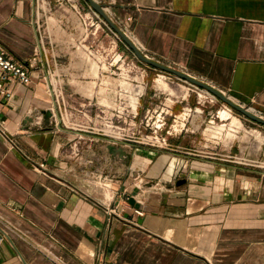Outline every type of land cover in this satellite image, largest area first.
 Returning a JSON list of instances; mask_svg holds the SVG:
<instances>
[{"label": "crops", "instance_id": "crops-1", "mask_svg": "<svg viewBox=\"0 0 264 264\" xmlns=\"http://www.w3.org/2000/svg\"><path fill=\"white\" fill-rule=\"evenodd\" d=\"M96 1L143 54L264 114V0ZM42 3L41 12L40 1L0 0V43L19 60L38 56L32 83L0 96L18 145L0 136V264H264V174L153 148L142 150L148 161L137 177H126L125 141L88 129L114 103L122 66L92 62L113 51L93 48L94 29L83 37L88 12ZM49 75L82 128L56 122Z\"/></svg>", "mask_w": 264, "mask_h": 264}, {"label": "rangeland", "instance_id": "rangeland-1", "mask_svg": "<svg viewBox=\"0 0 264 264\" xmlns=\"http://www.w3.org/2000/svg\"><path fill=\"white\" fill-rule=\"evenodd\" d=\"M39 1L42 12L46 7L44 8L45 4L41 2L42 0ZM62 1L75 4L83 13L89 12L90 6L86 0H60ZM42 18L44 19V15ZM95 26L94 18L90 16L86 19L82 25L83 37ZM112 32L115 31L107 22L101 23L93 46L108 48L113 51V56L109 58L105 54L97 53L92 62L96 61L100 65L109 61L125 69L122 75L121 70L115 67L113 75L120 82L114 86L115 101L102 105L114 111L122 110V106L125 105V140L123 141L130 150L127 170H125L126 177H137L138 169H144L148 161L143 153L148 154L146 151L153 148L163 150L164 152L160 153L170 156L177 153L180 158L188 156L186 158L195 161L194 163L213 164L215 162L223 168L240 167L242 171L245 170L243 174H264V125L246 118L205 89L141 62L122 38L115 32L118 39ZM90 36H87L85 41L82 40L78 47H87L90 44L88 41H91ZM160 76L167 86H160L155 81ZM164 76L167 79H164ZM50 77L53 81L56 79L53 75H49L48 79ZM123 78H125V85L122 86ZM60 87L62 94L66 95L64 85L61 84ZM122 94L125 95V103L120 102ZM231 99L236 101L234 98ZM224 105L230 108L231 113L242 124L240 128H236L237 132L228 129L230 119L222 120L217 115V111ZM245 107H249L253 113L264 118V114L256 108L250 105ZM161 108L165 112L156 116L155 109ZM178 113L181 115L177 120ZM158 119H161V122ZM160 123H162L161 126ZM222 124L227 127L224 125L222 128ZM156 125L160 127L156 128ZM180 131L183 136L179 134ZM172 139H177L181 147H174ZM208 168L213 170L215 167Z\"/></svg>", "mask_w": 264, "mask_h": 264}, {"label": "built area", "instance_id": "built-area-1", "mask_svg": "<svg viewBox=\"0 0 264 264\" xmlns=\"http://www.w3.org/2000/svg\"><path fill=\"white\" fill-rule=\"evenodd\" d=\"M36 3L39 4V0H36ZM74 9L77 10V12L81 17L85 15V13H83L75 5H74ZM88 10H89L88 13L91 15V18H94L96 22L94 31L91 33L94 40L93 42L95 43L97 29L100 27L101 23L105 24V22L100 17V15L97 12H95L91 7H89ZM124 32L125 34H127L126 30ZM112 33L116 35L115 32ZM39 36H40L41 50L44 53L45 40L42 35ZM116 37L119 39L117 35ZM93 48L96 50L102 49V47H97V46L95 47L93 46ZM45 58H46L45 59L46 62H48L47 56H45ZM110 63L114 65L113 62ZM37 64H38L37 55H34L28 58L27 60H19L15 58L13 55H11L8 52V50L0 43V96L6 99H10L13 95V91H12L13 84L28 85L32 83V71L38 66ZM118 69L121 70V74L125 71V69H121V68ZM123 79L124 81L122 83V86L125 85V78ZM60 86L61 84L56 79L53 81L52 79L49 78L48 91L50 92L53 98V105L51 110L52 111L56 110L58 112V113L57 112L53 113L55 114L56 122L60 121L65 127L71 126L72 128H76V129L82 128L83 127L82 124L75 121L72 118V114H70V111L68 109L66 97L65 95L62 94V90ZM120 102L125 103V95L122 94V96L120 97ZM78 111L81 112L82 110L78 109ZM158 115H162V110ZM93 118H94L93 120L89 119L91 125L88 127V129L94 132L101 133L106 137L112 139L113 141H116L117 139L125 140V105L122 106V110H117V111L116 110L114 111V109L109 110V108L108 110L98 109L93 114ZM158 120L161 122V119ZM35 121L36 123L40 124L42 122V115L39 114L38 116H36ZM161 124L162 123H160L159 125L161 126ZM159 125H156L155 127L158 128L160 127ZM0 136L3 137L11 147L18 146L13 140L12 135L8 133L6 129L5 120L2 118L1 114H0ZM41 166H43V164H41ZM136 212L139 214L142 213L139 210H136ZM2 240H3V235L0 234V243L2 242Z\"/></svg>", "mask_w": 264, "mask_h": 264}, {"label": "water", "instance_id": "water-1", "mask_svg": "<svg viewBox=\"0 0 264 264\" xmlns=\"http://www.w3.org/2000/svg\"><path fill=\"white\" fill-rule=\"evenodd\" d=\"M86 2L89 4V6L95 11L97 12L101 18L107 22L109 24V26L113 29V31H115L121 38L122 40L129 46V48L133 51L134 55L143 63L154 67L156 69H159L161 71L170 73L175 75L176 77L183 79L187 82H189L192 85H195L197 87H201L203 89H205L207 92L211 93L212 95L216 96L219 100H221L222 102H224L225 104H227L229 107L233 108L234 110H236L237 112L241 113L242 115H244L246 118L264 125V118L262 116H259L255 113H253L249 107H245L243 105H241L240 103L234 101L231 99V97L222 92L221 90L215 88L214 86H212L211 84L200 80L182 70H179L177 68L171 67L167 64L161 63L157 60H154L148 56H146L145 54H143L140 49L136 46V44L128 37L127 34H125V32L117 25L115 24V22L110 18V16L108 15L106 8L100 4L99 2H97L96 0H86ZM42 115L43 118L46 120H49L52 112L51 110H43L42 111ZM29 122L31 121V118H28ZM185 180H179L178 184L184 183Z\"/></svg>", "mask_w": 264, "mask_h": 264}, {"label": "bare ground", "instance_id": "bare-ground-1", "mask_svg": "<svg viewBox=\"0 0 264 264\" xmlns=\"http://www.w3.org/2000/svg\"><path fill=\"white\" fill-rule=\"evenodd\" d=\"M158 85L160 86H167L166 83L163 81L162 79V76H160L159 78H157L155 80ZM183 95L185 96L186 95V92L184 91ZM217 115L222 119V120H229L230 123H228L229 125V128L230 130H234L236 131V128H238L239 126L241 127V123H240V120L234 116L232 113H231V110L230 108L227 106V105H224L223 107H221L218 111H217ZM261 116V115H260ZM226 121V122H227ZM241 124V125H240ZM223 125V124H222ZM225 125V124H224ZM224 125L222 126V128L224 127ZM226 126V125H225ZM227 127V126H226ZM239 127V128H240ZM221 128V127H220ZM215 131V130H214ZM225 132V131H224ZM237 132V131H236ZM213 133V132H212ZM232 133V132H230ZM233 134V133H232ZM213 135V134H212ZM216 135V134H215Z\"/></svg>", "mask_w": 264, "mask_h": 264}]
</instances>
